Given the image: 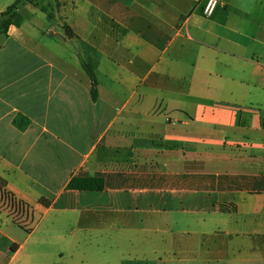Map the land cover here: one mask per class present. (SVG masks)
Returning <instances> with one entry per match:
<instances>
[{
    "label": "crops",
    "instance_id": "0c3cea01",
    "mask_svg": "<svg viewBox=\"0 0 264 264\" xmlns=\"http://www.w3.org/2000/svg\"><path fill=\"white\" fill-rule=\"evenodd\" d=\"M58 1L0 33V264H264V0Z\"/></svg>",
    "mask_w": 264,
    "mask_h": 264
},
{
    "label": "trees",
    "instance_id": "16d2710c",
    "mask_svg": "<svg viewBox=\"0 0 264 264\" xmlns=\"http://www.w3.org/2000/svg\"><path fill=\"white\" fill-rule=\"evenodd\" d=\"M56 7H59L60 2L58 0H54ZM25 2H31L38 6L42 11L46 12L47 15H50L52 18H55V13L53 10H50L48 8V5L45 4V0H14L11 4H9L4 10L0 11V33H6L9 26L14 25H20L22 23V15L19 11V8L25 3ZM63 27L64 32L66 35L73 36L74 32L67 24L61 25ZM83 68L86 70L88 75L91 77L92 80V88L91 93L93 99L97 98V84L98 80L96 77V71L94 64L86 61L81 60ZM22 117H18L15 119L16 125H18L20 128H24L26 123H22ZM105 186V181L103 177L99 176H74L71 178L69 183L67 184V188H76V189H102ZM0 192H2V195L6 196L8 198V202L10 203H17L18 206H20V209L23 210L26 207V204L20 200H17L11 193L3 190L0 187ZM42 202L46 203V205L49 204L48 201H45L42 199Z\"/></svg>",
    "mask_w": 264,
    "mask_h": 264
},
{
    "label": "rangeland",
    "instance_id": "374dc122",
    "mask_svg": "<svg viewBox=\"0 0 264 264\" xmlns=\"http://www.w3.org/2000/svg\"><path fill=\"white\" fill-rule=\"evenodd\" d=\"M0 2H5L4 0H0ZM22 20L23 18H28V14L26 12H22ZM46 18H48V16H46ZM50 20V19H49ZM51 24V23H50ZM0 203H2V205L7 206L8 208H10V210H12L14 213H16V215L20 218L21 222H26L25 224H27V218L25 217L23 211L19 208H14L12 205H10L6 199V196L2 195V192H0ZM25 217V218H23Z\"/></svg>",
    "mask_w": 264,
    "mask_h": 264
},
{
    "label": "built area",
    "instance_id": "2783aa9c",
    "mask_svg": "<svg viewBox=\"0 0 264 264\" xmlns=\"http://www.w3.org/2000/svg\"><path fill=\"white\" fill-rule=\"evenodd\" d=\"M218 3H219V0H205L203 8H202L203 14L206 15V16L212 15V13L214 12V10L217 7ZM6 199L8 201L7 197H6ZM10 205H12L14 208L17 207V208L20 209V206H18L16 202L13 203V204L10 203Z\"/></svg>",
    "mask_w": 264,
    "mask_h": 264
},
{
    "label": "water",
    "instance_id": "95a60500",
    "mask_svg": "<svg viewBox=\"0 0 264 264\" xmlns=\"http://www.w3.org/2000/svg\"><path fill=\"white\" fill-rule=\"evenodd\" d=\"M48 19H50L52 21V23H56V19L55 18H52L50 15H48Z\"/></svg>",
    "mask_w": 264,
    "mask_h": 264
}]
</instances>
